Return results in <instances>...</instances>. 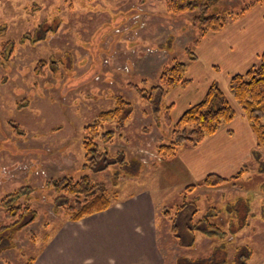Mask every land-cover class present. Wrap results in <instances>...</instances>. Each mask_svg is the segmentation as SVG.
I'll use <instances>...</instances> for the list:
<instances>
[{"label":"rangeland","instance_id":"obj_1","mask_svg":"<svg viewBox=\"0 0 264 264\" xmlns=\"http://www.w3.org/2000/svg\"><path fill=\"white\" fill-rule=\"evenodd\" d=\"M248 1L214 0L208 14L238 12ZM166 2L0 0V200L29 186L14 204L36 212L32 222L27 215L21 224L2 230L17 216L7 218L0 207V264H25L36 257L66 219L53 203L48 179L88 174L118 198L147 189L154 201H161L160 211L170 208L173 214L185 199L179 183L196 185L205 177L199 182L182 172L175 177L169 165L158 160L156 147L169 142L170 128L163 123L162 111L155 118L152 105L128 87L130 82L146 89L156 84L164 66L187 59L186 49L197 37L192 19L198 13L171 14ZM260 5L264 8L257 3L251 9ZM117 94L132 103L133 112L112 144L99 143L110 164L95 172L83 166L84 127L99 112L112 109ZM111 129L115 122L104 124L103 130ZM156 132L163 138L156 141ZM258 155L260 160L248 165L236 189L196 186L189 195L197 208L194 222L206 216L226 231L217 241L215 264H247L264 253V246L252 239L264 229L259 217L264 220V148ZM160 211L159 235L165 216ZM187 214L179 215L182 226ZM165 231L170 233L169 226ZM245 245L252 255L243 259ZM193 252L181 249L178 262L208 264V250Z\"/></svg>","mask_w":264,"mask_h":264},{"label":"crops","instance_id":"obj_2","mask_svg":"<svg viewBox=\"0 0 264 264\" xmlns=\"http://www.w3.org/2000/svg\"><path fill=\"white\" fill-rule=\"evenodd\" d=\"M263 11L262 5L255 6L220 32L203 37L196 46L195 60H184L189 84L172 88L163 98L165 105L171 106L170 118L175 122L189 106L204 97L212 82H216L235 110L231 122L200 144L181 147L179 153L169 160L158 159L169 165L175 177L177 172L179 175L182 172L188 180L194 178L199 182L209 173L229 177L245 167L243 177L249 171L248 165L257 161L254 157L256 135L231 96L228 83L232 75L244 73L256 63L264 51ZM156 133V141L163 138L159 132ZM179 184L180 190L184 191L187 185ZM224 186L217 189L221 191ZM237 186L228 185V189L233 190ZM162 208L161 201H154L150 191L143 189L118 198L106 210L80 220L64 219L59 231L47 240L32 264H181L178 262L181 249L193 250L198 255L208 250L204 259L208 260V264H215L212 259L220 238L183 227L180 221L179 234L174 235L164 215V233L159 235L156 212ZM259 217L264 225V220ZM168 226L170 233L165 231ZM252 239H257L264 246V229L254 232ZM200 247H203L202 251ZM244 248L243 259L251 257L249 246ZM240 264L246 263L241 260ZM247 264H264V253Z\"/></svg>","mask_w":264,"mask_h":264},{"label":"trees","instance_id":"obj_3","mask_svg":"<svg viewBox=\"0 0 264 264\" xmlns=\"http://www.w3.org/2000/svg\"><path fill=\"white\" fill-rule=\"evenodd\" d=\"M212 1L214 0H167L166 2L167 11L171 14L198 13L192 19L197 37L186 49L188 60L196 58L194 47L204 35L208 32L220 31L230 21L239 18L255 4L264 3V0H249L238 12L231 10L208 14ZM172 62L171 66L166 65L160 70L157 83L149 89L136 83H128L129 88L134 89L139 97L152 105L151 111L155 118L162 111L163 123L170 128L169 142L159 143L156 147L157 155L163 160L175 157L182 146L200 144L206 137L213 135L235 117V110L224 92L216 82H212L204 97L189 106L177 121L172 122L170 118L171 106L163 104V98L172 88L187 86L190 82L186 78V62L177 59ZM35 70L37 71L36 68ZM228 89L256 135L254 157L256 160H260L258 149L264 148V51L259 55L257 62L244 73H236L231 76ZM114 103L112 109L99 112L97 118L84 127L82 143L85 150V163L83 166L91 168L95 172L106 170L110 164L108 152L101 149L99 143L112 144L116 133L125 126L133 112L132 103L120 94L114 96ZM109 122H115V129L103 130L104 124ZM245 170V167H241L229 177L209 173L199 184L187 185L183 194L185 199L182 204L174 207L175 212L171 214L170 208L163 209V213L170 222L171 232L174 235L179 234V215L188 211L187 221H184L183 227L192 230L198 229L210 237H224L225 229L211 219L209 220L208 217L204 216L194 222L193 217L197 208L193 198L190 199L189 195L196 186L215 188L223 185H238ZM46 183L55 194L54 205L62 209L66 219L70 221H77L106 210L118 199L116 192L110 191L104 182L94 181L88 174L82 175L78 179L62 175L48 179ZM30 189L29 186H21L1 198L0 207L4 215L7 218L17 216L11 224L2 226V230L21 224L27 215H29V222L35 219V210L27 205L14 204L15 200ZM187 197L188 200H186ZM199 225H203V227H199ZM34 260L35 257H30L25 264H32Z\"/></svg>","mask_w":264,"mask_h":264}]
</instances>
